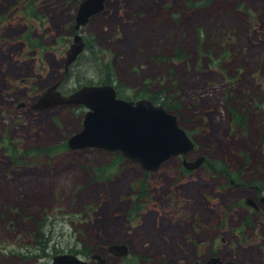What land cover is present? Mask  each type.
<instances>
[{
  "label": "rangeland",
  "instance_id": "obj_1",
  "mask_svg": "<svg viewBox=\"0 0 264 264\" xmlns=\"http://www.w3.org/2000/svg\"><path fill=\"white\" fill-rule=\"evenodd\" d=\"M81 1L0 0V264L65 253L107 264L210 255L264 264V214L244 202L264 194V0L191 10L107 0L78 31L86 48L65 69ZM54 84L63 95L111 84L124 100L168 102L196 144L187 159L209 163L189 171L175 156L147 171L118 151L69 149L87 108L32 109ZM111 244L130 252L110 255Z\"/></svg>",
  "mask_w": 264,
  "mask_h": 264
},
{
  "label": "water",
  "instance_id": "obj_2",
  "mask_svg": "<svg viewBox=\"0 0 264 264\" xmlns=\"http://www.w3.org/2000/svg\"><path fill=\"white\" fill-rule=\"evenodd\" d=\"M107 0H82L76 10L73 26L74 35L66 50L65 69L73 63L84 50V40L78 32L89 20L104 10ZM57 84L40 94L32 105L37 111L63 104H82L87 108L82 129L67 140L71 150L97 148L109 152L118 151L125 158L140 164L142 169L156 171L169 158L182 155V165L186 170H194L208 164L206 156L193 160L185 155L196 149L195 142L179 125L176 115L163 105L142 98L128 101L117 97L111 84L84 85L69 95L56 90ZM263 199V198H262ZM251 198L246 202L251 205ZM107 251L123 257L129 254L126 244H111ZM95 264H106V258L93 253ZM220 263L218 257H211L206 264ZM50 264H90L75 254H58Z\"/></svg>",
  "mask_w": 264,
  "mask_h": 264
},
{
  "label": "trees",
  "instance_id": "obj_3",
  "mask_svg": "<svg viewBox=\"0 0 264 264\" xmlns=\"http://www.w3.org/2000/svg\"><path fill=\"white\" fill-rule=\"evenodd\" d=\"M168 1H172V2L181 1L183 6L186 7V10H191V9H194V8L203 9L207 5L213 3L214 1L221 2L223 0H198V1H194V0H164V3L168 2ZM164 13H167V12H164ZM173 55L174 56H180L181 54L176 52V50H174L173 51ZM151 101L155 102L156 100L151 99ZM164 106H166L167 110H170L173 113L176 112V111L174 112V110H175L174 107L171 104H169L168 102H166V101H164ZM229 108H230L231 117L233 118V122L235 123V122L240 121L241 116L236 112V110L232 109L231 107H229ZM119 156L122 157L121 155H119ZM224 172H225V174H228L226 171H224Z\"/></svg>",
  "mask_w": 264,
  "mask_h": 264
},
{
  "label": "flooded vegetation",
  "instance_id": "obj_4",
  "mask_svg": "<svg viewBox=\"0 0 264 264\" xmlns=\"http://www.w3.org/2000/svg\"><path fill=\"white\" fill-rule=\"evenodd\" d=\"M82 38H83V40H84V43H85V46H84V49L86 48V40L84 39V37L82 36ZM72 41V40H71ZM84 51V50H83ZM95 85V84H94ZM101 85H103V84H101ZM118 97V96H117ZM196 150V149H195ZM194 150V151H195ZM193 152V151H192ZM189 153H191V152H189ZM189 153H187L186 155H185V157H186V159L188 158V154ZM178 156H181L182 157V155H178ZM175 157V156H174ZM210 161V160H209ZM190 171V170H189ZM247 198H251L252 199V201H251V205H249L247 202H246V200H247ZM263 198V199H262ZM245 204L247 205V206H249L250 208H252L255 212H259V213H261L262 215L264 214V194L262 193V194H258V195H255V196H253V197H246V199H245ZM128 248H129V246H128ZM109 253V252H108ZM92 255V254H91ZM109 255V254H108ZM110 255H112L111 253H110ZM208 255H210V254H208ZM114 256H116V255H114ZM105 257V256H104ZM117 257H119V256H117ZM210 258L211 257H213V256H209ZM106 258V257H105ZM209 258V259H210ZM87 262H89L90 264H95L96 263V259H91V256L89 257V259H87L86 260ZM222 261V260H221ZM106 264H107V261H106ZM204 264H206V263H204ZM217 264H220V263H217ZM221 264H223V263H221ZM227 264H229V263H227Z\"/></svg>",
  "mask_w": 264,
  "mask_h": 264
},
{
  "label": "bare ground",
  "instance_id": "obj_5",
  "mask_svg": "<svg viewBox=\"0 0 264 264\" xmlns=\"http://www.w3.org/2000/svg\"><path fill=\"white\" fill-rule=\"evenodd\" d=\"M123 156V155H122ZM124 157V156H123ZM125 158V157H124Z\"/></svg>",
  "mask_w": 264,
  "mask_h": 264
}]
</instances>
